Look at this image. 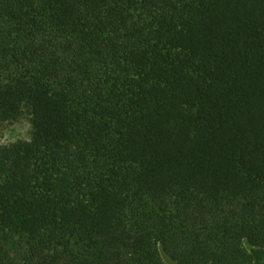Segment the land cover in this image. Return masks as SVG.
<instances>
[{
	"label": "trees",
	"instance_id": "trees-1",
	"mask_svg": "<svg viewBox=\"0 0 264 264\" xmlns=\"http://www.w3.org/2000/svg\"><path fill=\"white\" fill-rule=\"evenodd\" d=\"M0 264H264V0H0Z\"/></svg>",
	"mask_w": 264,
	"mask_h": 264
},
{
	"label": "rangeland",
	"instance_id": "rangeland-1",
	"mask_svg": "<svg viewBox=\"0 0 264 264\" xmlns=\"http://www.w3.org/2000/svg\"><path fill=\"white\" fill-rule=\"evenodd\" d=\"M31 134V112L25 110L23 115L16 122L0 126V140L6 142L0 145H11L17 141H29L31 139Z\"/></svg>",
	"mask_w": 264,
	"mask_h": 264
},
{
	"label": "clouds",
	"instance_id": "clouds-1",
	"mask_svg": "<svg viewBox=\"0 0 264 264\" xmlns=\"http://www.w3.org/2000/svg\"><path fill=\"white\" fill-rule=\"evenodd\" d=\"M30 127V125H29ZM6 142L4 140H0V144H5Z\"/></svg>",
	"mask_w": 264,
	"mask_h": 264
}]
</instances>
